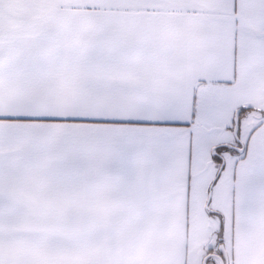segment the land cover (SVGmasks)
Instances as JSON below:
<instances>
[{
	"label": "crops",
	"instance_id": "0c3cea01",
	"mask_svg": "<svg viewBox=\"0 0 264 264\" xmlns=\"http://www.w3.org/2000/svg\"><path fill=\"white\" fill-rule=\"evenodd\" d=\"M1 207L101 229L0 264H264V0H0Z\"/></svg>",
	"mask_w": 264,
	"mask_h": 264
},
{
	"label": "rangeland",
	"instance_id": "374dc122",
	"mask_svg": "<svg viewBox=\"0 0 264 264\" xmlns=\"http://www.w3.org/2000/svg\"><path fill=\"white\" fill-rule=\"evenodd\" d=\"M241 123V122H240ZM241 127L239 125L234 144L241 143L239 136H241ZM230 148H236L234 146H228ZM239 149V147H237ZM227 153V152H225ZM221 147H217L214 154L213 162L219 169L220 161L218 157L225 154ZM229 153V152H228ZM211 206L205 208L207 214H209V221L214 228L222 224V219L211 214ZM10 219V221H8ZM221 219V220H220ZM221 221V222H220ZM101 229L99 224H78V223H40V222H16V209L1 207L0 208V247H20V248H46L45 251L57 253L58 257H68L70 260H76L77 258V246L81 235L79 231H92ZM222 229V227L220 228ZM216 236V239H215ZM223 232H215L214 235H210L207 241H203L201 247L196 250L201 251L200 254L195 255V252H190L188 256L189 264H202V259L205 255L212 252H220L219 243L222 239ZM204 247L209 249L202 250ZM224 247V245H223ZM43 250V249H41ZM225 250V247H224ZM226 251V250H225ZM65 253V254H64ZM227 253V252H226ZM57 255H54L56 257ZM228 256V254H227ZM229 258V256H228ZM207 264H220L217 258H209Z\"/></svg>",
	"mask_w": 264,
	"mask_h": 264
},
{
	"label": "water",
	"instance_id": "95a60500",
	"mask_svg": "<svg viewBox=\"0 0 264 264\" xmlns=\"http://www.w3.org/2000/svg\"><path fill=\"white\" fill-rule=\"evenodd\" d=\"M238 113H239V110L236 111V113H235V122H234L235 123V127H234V132H236V126H237V123H238ZM238 151H243V149L240 148ZM220 249H221L222 255L214 254V253L207 254V255H205L203 257L202 264H207V260L209 258H217L219 260V263L220 264H228V256H227L226 251L224 250L223 245L220 246Z\"/></svg>",
	"mask_w": 264,
	"mask_h": 264
},
{
	"label": "trees",
	"instance_id": "16d2710c",
	"mask_svg": "<svg viewBox=\"0 0 264 264\" xmlns=\"http://www.w3.org/2000/svg\"><path fill=\"white\" fill-rule=\"evenodd\" d=\"M239 112H240V111H239ZM238 120H239V113H238ZM238 123H239V121H238ZM238 123H237V126H236V134H237ZM217 147H221V148L223 149L224 153H225V152H229V153H231V154H235V153L239 152L238 150H235V149H237V148H230V147H228V146H217ZM217 147H215V148L212 150V157H213V159H214V154H213V153L215 152V150H216ZM218 160L220 161V164H221V165H219V169H217L216 179L219 177L221 171H222L223 168H224V162H223V157H222V155H220V156L218 157ZM216 166H217V164H216ZM211 214H212V213H211ZM219 234H221V233H219ZM219 243H220V244L222 243V239L219 240Z\"/></svg>",
	"mask_w": 264,
	"mask_h": 264
},
{
	"label": "flooded vegetation",
	"instance_id": "af4514ba",
	"mask_svg": "<svg viewBox=\"0 0 264 264\" xmlns=\"http://www.w3.org/2000/svg\"><path fill=\"white\" fill-rule=\"evenodd\" d=\"M212 253H214V252H212ZM214 254L222 255V252L221 251L220 252H215Z\"/></svg>",
	"mask_w": 264,
	"mask_h": 264
}]
</instances>
